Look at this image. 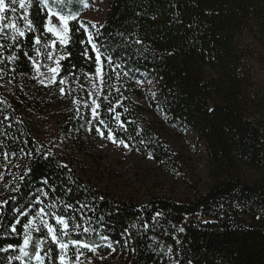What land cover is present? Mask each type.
I'll use <instances>...</instances> for the list:
<instances>
[{"label":"trees","instance_id":"16d2710c","mask_svg":"<svg viewBox=\"0 0 264 264\" xmlns=\"http://www.w3.org/2000/svg\"><path fill=\"white\" fill-rule=\"evenodd\" d=\"M51 3L55 14L75 16L59 73L65 101L75 103L51 117L57 137L48 145L35 120L50 107L46 95L55 94L33 78L37 52L53 41L47 11L40 0H24V8L17 0L15 13H3L24 35L0 31V80L9 85L0 87V160L8 174L0 185V264H38L16 257L24 226L41 209L69 253L91 255L72 243L80 241L96 248L94 260L109 254L119 264H264V0H111L95 25L77 20L84 1ZM92 45L103 70L94 119ZM147 79L158 89V111L204 146L205 192L149 194L140 202L87 182L97 129L158 164L174 162L145 109L132 102L143 96L136 84ZM60 139L66 145L57 154ZM33 235L29 258L39 250L42 264H61L46 230Z\"/></svg>","mask_w":264,"mask_h":264},{"label":"rangeland","instance_id":"374dc122","mask_svg":"<svg viewBox=\"0 0 264 264\" xmlns=\"http://www.w3.org/2000/svg\"><path fill=\"white\" fill-rule=\"evenodd\" d=\"M59 0H47L48 7H44L47 11V19L45 22V30L47 34L53 37V41L42 50L37 52L35 61L33 62V78L37 86L48 89L49 93L55 94V98L46 95L45 101L50 105L44 113L36 116L35 124L37 127V135L47 145L57 137L56 125L51 120L54 115H60L64 107L71 106L75 103L72 101L67 103L64 99L62 91V78H59L61 61L64 58L62 49L67 43L62 44L60 37L63 36L68 42V31L64 32V25L59 20V15L55 14L54 7L51 2ZM84 1L85 11L81 13L77 20L80 22H88L92 25L102 24L107 12L109 2L111 0H82ZM87 5V6H85ZM51 10L54 15H49ZM0 15H4L0 13ZM75 17V16H74ZM67 21V27L69 21ZM7 24L6 20L0 21V26ZM47 25V27H46ZM47 28H52L53 31H48ZM14 33L19 34V31L14 29ZM91 37L89 36V39ZM93 46V45H92ZM95 54V70L94 74L87 77V92L88 104L91 113V118L98 116V98L101 93L103 70L101 56L96 49L93 48ZM97 54L100 56V62L97 63ZM100 69L97 72V69ZM54 69L55 71H51ZM0 87L9 90V85L4 80H0ZM137 89L141 90L143 96L133 98V104L145 109L143 118L155 129L162 134L166 140V145L174 157V162L156 163L150 156L142 157L134 153L127 146L113 142V139L103 138L99 132L98 142H94L96 154V162L89 163L86 166L87 182L98 184L99 187L108 188L115 194L124 197H131L140 202H145L149 194H157L173 199H184L191 197L196 192H205L208 185V161L207 153L204 146L200 142L194 140V135L189 134L178 125H171L164 113L158 111L161 100L157 97L158 89H155L149 79L138 81ZM46 94V93H45ZM151 104H156V111L151 110ZM112 135V134H111ZM65 142L59 140L57 143L56 153L61 154L62 149H65ZM168 163V162H167ZM6 168L0 160V185L7 176ZM32 219V224L25 230V235L30 236L31 243L33 234L39 231V228H44L48 234V230L44 225L46 217L43 213ZM61 229H66L61 225ZM24 235V238H25ZM52 240V237L48 234ZM24 238L22 245L24 243ZM28 243L25 251L29 253L30 244ZM21 245V246H22ZM59 258L64 255L63 264H119L117 256H105L94 260L93 256L82 251L76 250L75 253H69L70 250L65 248L63 251L59 248ZM82 253V255H81ZM18 254L21 260L26 261L33 257L24 256L21 254L20 248ZM98 254V253H97ZM98 256V255H97ZM79 257V258H77ZM103 260H106L104 262ZM59 262L62 264L61 260ZM167 264H175L170 258Z\"/></svg>","mask_w":264,"mask_h":264},{"label":"snow or ice","instance_id":"6c2138e0","mask_svg":"<svg viewBox=\"0 0 264 264\" xmlns=\"http://www.w3.org/2000/svg\"><path fill=\"white\" fill-rule=\"evenodd\" d=\"M40 2H41V4L44 5V7H48L47 0H40ZM16 3H17V0H11V2H10L9 4L6 5V4H5V0H0V13H4V12H5L6 10H8V9H10L13 13H15V12H16V8L13 7V5H15ZM85 6H87V5H85ZM20 7H21V8H24V7H25L24 0H20ZM49 15H54V13H52L51 10H50V11H49ZM4 19H5V16H4V15H0V21H3ZM69 19H75V17H74V16H64V15H60V16H59V20H60V22L64 25V32H65V33H67V31H68L67 21H68ZM28 27H29V28L31 27V22H29ZM46 27H47V25H46ZM81 27H83V25H81ZM3 28H13V29H15V25H14V24H5V25H3L2 28H0V31H2ZM15 30H16V31H19V29H15ZM47 30H48V31H53L52 28H47ZM19 35L23 36V35H24V32L19 31ZM90 41H91V38H90ZM60 42H61L62 44H65V43H67V40H66L63 36H61V37H60ZM36 43H37V44L40 43L39 38H37ZM93 48L95 49V45H93ZM10 59H11V57H10ZM99 62H100V56H99V54H97V63L99 64ZM50 70H51V71H55L54 69H50ZM99 71H100V69L98 68V69H97V72H99ZM61 83H63V81H61ZM62 91H63V90H62ZM97 131L99 132V134H100L102 137L104 136V133H103V132H100L99 129H97ZM107 138L110 139V140L112 139V135H111V133H109V135H108ZM113 142H115V141H113ZM120 143L123 144V141H120ZM125 146H126V145H125ZM5 158H7V157H6V154H5ZM45 183H47V181H45ZM43 212H44V209H41L40 212L37 213V215L39 216V215H40L41 213H43ZM55 219H56L57 224H59V225H63V228H64V229H67V228H68V224H67V222L65 221V219H64L63 217H61V216H56ZM43 223H44L45 227H46L47 230H48V234L52 237V242H53V243H57V244L59 245V248H60L62 251H63L65 248H67V245H66V244H64V243H60V242H59V240H58V238H57V236H56V234H55V230L53 229V227H52L51 225H48L46 221H44ZM31 224H32V221L30 220L29 223L26 224V225L24 226L25 229L27 230V229L29 228V225H31ZM13 231H15V228H14V227H13ZM85 231H88V229H85ZM64 234L67 235V232L65 231ZM105 239H106V238H105ZM29 240H30V236L25 235L24 243H23V245L20 247L21 254L24 255V256H28V255H29V253L25 251V248L27 247V245H28V243H29ZM72 243H73V244H76V245H80V246H82V247H84V248H89V250L92 251V252H94V253H95V251H96V248H95V247H90L87 243H83V244H81L80 241H73ZM11 247H12V246L9 245V248H11ZM108 247H111V245L109 244ZM4 250H6V249H0V251H4ZM81 255H82V253H81ZM19 258H20V257H16V259H19ZM34 258L38 261V264H42V261H43V259H44V257H42V256L39 254V250L37 251V253H36V255H35ZM77 258H79V257H77ZM59 259L61 260V262H62V264H63V261H64V255H61Z\"/></svg>","mask_w":264,"mask_h":264}]
</instances>
